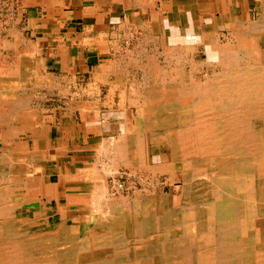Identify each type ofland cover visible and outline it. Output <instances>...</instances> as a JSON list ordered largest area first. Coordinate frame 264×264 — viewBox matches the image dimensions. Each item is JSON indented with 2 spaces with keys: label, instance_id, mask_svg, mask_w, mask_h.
Returning a JSON list of instances; mask_svg holds the SVG:
<instances>
[{
  "label": "bare ground",
  "instance_id": "6f19581e",
  "mask_svg": "<svg viewBox=\"0 0 264 264\" xmlns=\"http://www.w3.org/2000/svg\"><path fill=\"white\" fill-rule=\"evenodd\" d=\"M260 37L264 16L226 46L214 35L166 51L165 61L177 56L175 68H116L115 89L107 75L110 95L119 92L118 108L129 115L109 126L110 135L98 141L97 164L82 170L86 208L69 211L62 203L45 215L39 210L41 198L50 201L64 177L46 131L34 136L31 149L0 153V264H264ZM196 43L206 45L210 67L201 80V64L190 72L182 64ZM140 45L132 65L147 49ZM31 74H13L9 82L26 83ZM31 108L27 100L18 104L24 113ZM4 121L16 118L0 117ZM125 177L143 184L140 197L125 194ZM35 221L38 226L27 227ZM46 224L51 233L37 231Z\"/></svg>",
  "mask_w": 264,
  "mask_h": 264
},
{
  "label": "crops",
  "instance_id": "0c3cea01",
  "mask_svg": "<svg viewBox=\"0 0 264 264\" xmlns=\"http://www.w3.org/2000/svg\"><path fill=\"white\" fill-rule=\"evenodd\" d=\"M1 1L0 73L32 74L20 85L7 79L0 81V117L16 118L14 122L0 124V153H14L19 145L31 149L33 140L44 131L48 133V142L65 178L54 187L50 201L41 198L39 210L43 215L51 209L50 205L63 203L65 210L71 211L84 208L82 205L88 201V194L81 191L85 185L82 170L95 161L98 141L110 135L109 126H116L121 118L126 120L129 113L110 108L116 105L120 94L117 91L112 97L111 87L101 79V75H108L115 89L113 72L124 65L120 61L124 53L142 46L141 41L147 50L156 48L163 54L214 35L230 44L243 35L250 23L260 22L264 16V0ZM205 46L193 44L189 54L205 55ZM94 73L98 74L97 80ZM85 74L91 75L89 79H85ZM72 77L76 78L78 90L74 98L67 95ZM8 85L13 96L3 94ZM88 87L96 91L88 94ZM43 90L62 106L46 116L31 108L33 119L26 118L18 104L26 99L32 105L34 97ZM103 90H107L105 95ZM73 100L76 108L71 113L69 105Z\"/></svg>",
  "mask_w": 264,
  "mask_h": 264
},
{
  "label": "rangeland",
  "instance_id": "374dc122",
  "mask_svg": "<svg viewBox=\"0 0 264 264\" xmlns=\"http://www.w3.org/2000/svg\"><path fill=\"white\" fill-rule=\"evenodd\" d=\"M0 6H2V1L0 0ZM164 42V41H163ZM226 44H228V42H226ZM226 44H225V41H223V43H222V46H226ZM137 48V47H136ZM139 48V47H138ZM217 48V47H216ZM134 50H135V48H134ZM134 50H128L126 53H124L122 56L124 57H122L123 58V60H122V58H121V60L122 61H124V65H119V69L121 68V69H123V68H132V69H135L136 71H139V70H146V71H155L156 73H158V72H160V71H162V70H165V69H167V68H169V67H172V68H175L176 66H178V63H177V59L178 58H176V57H173V59H174V61H172V58H167V60L168 61H165L164 60V56H163V53H160L156 48L155 49H153V48H150L149 50H147V49H145L143 52H142V54H141V57L139 58V59H135V64H133L132 65V62L130 63L129 61L130 60H132V58H131V53H133V51ZM167 51H169V50H167ZM190 53V52H189ZM192 53V52H191ZM128 54V55H127ZM126 56V57H125ZM98 57L96 56V58H95V60L97 59ZM126 58H128V59H126ZM127 61H126V60ZM141 59V60H140ZM120 60V61H121ZM121 61V62H122ZM207 61V55L205 54H199V55H195V56H193V55H191V54H189V55H187L186 57H184V60H183V62H182V64H183V66H184V68H186L187 69V71L188 72H190L191 71V69H192V66L194 65V64H201L203 67H201V70H202V72L200 71V72H198V74H196V79L198 78L199 80H201L202 78H204V73H206V72H208V71H206V70H208L209 68H207L208 66H209V64L206 62ZM170 62H172V64H169ZM201 62V63H200ZM128 63V64H127ZM123 64V63H122ZM175 65V66H174ZM204 69V70H203ZM210 71H212V70H210ZM132 72V71H131ZM175 72V71H174ZM130 73V72H129ZM121 74V73H120ZM131 75V74H130ZM133 75V74H132ZM143 75V74H142ZM7 76H9V74H7ZM91 75L90 74H85V79L87 80V79H89V77H90ZM11 77L12 76H9L8 78H6V77H4V73H0V81L2 80V79H7L8 81L11 79ZM138 78H140V79H142L143 77H141V75L140 76H137ZM93 78L95 79L96 78V80L98 79V74L97 73H94V75H93ZM75 79V81H76V78H74ZM101 79H103V82H105V83H107L106 82V80L105 79H107V75L104 77L103 75H101ZM109 79V78H108ZM75 81H73L72 79H71V82H70V90H69V93L70 94H67V95H69L70 96V98H71V96H72V98L75 96L74 94H76V92H78V90L77 89H75ZM124 83H126V82H124ZM74 84V85H73ZM130 84H132V83H130ZM128 82H127V84H125L127 87H129V85H130ZM73 86V87H72ZM44 92H39V94H37V96L38 97H34V100H33V105H30L33 109H36L37 110V112L39 111V115L41 116V115H52V113L54 112V108H57L58 106H62V105H58V103L55 101H53L52 99H53V95L51 94L50 95V92H47L46 90H43ZM65 91V93H66V90H64ZM96 90L95 89H93V88H90V87H88L87 88V90L85 91V92H88V93H92V92H95ZM104 91V95H105V93H106V91L107 90H103ZM76 95H78V94H76ZM68 96V97H69ZM86 96H88V95H86ZM24 97H26V96H24ZM27 97H29V96H27ZM54 98H56V97H54ZM120 100H122V97H121V95H119L117 98H116V105H115V107H117L118 108V102L120 101ZM24 101H26V99H24ZM59 104H61V103H59ZM39 106V107H38ZM64 107H66V105H63V108ZM72 112H74L75 111V108H76V106L74 105H72ZM114 108V107H113ZM119 109H121V108H119ZM22 112V111H21ZM71 112V113H72ZM30 113V114H29ZM33 113V112H32ZM32 113L31 112H29V111H25V113L23 112V114L22 115H25V117L26 118H28V119H33V115H32ZM131 113L132 112H130V115H131ZM135 114V113H134ZM128 115H129V113H128ZM14 142V141H13ZM13 142H11V143H9V144H12ZM5 144H7V143H5ZM14 147H15V145H13ZM19 147H21V145H19ZM19 147H18V150H19ZM35 147H36V149H37V147H38V143L36 144V142H35ZM16 148H17V146H16ZM98 150H99V147H98ZM15 151H16V149H15ZM5 154V153H4ZM15 154V152L13 153V155ZM5 155H12V153L11 154H5ZM97 155H98V152H97ZM97 158L95 157V160H96ZM97 163L96 162H92V164L91 165H88L87 167H86V169L87 168H90L91 170L94 168V166L93 165H96ZM63 171V170H62ZM84 172L86 171V170H83ZM64 178L65 177H62L60 180L62 181V180H64ZM88 178H90V177H88ZM138 178H142V176H140L139 175V177ZM143 179V178H142ZM138 179H129V178H124V180H123V182L125 183V185L126 186H130L127 190H126V192H125V194L126 195H133V196H135V197H140L141 195L140 194H143V184L142 183H140V182H138L137 181ZM144 180V179H143ZM110 181V180H109ZM85 183V182H84ZM161 183L162 184H165V182L164 181H161ZM86 185V184H85ZM85 185H82V187H85ZM181 185H182V183L181 182H177V187L178 188H181ZM169 184L168 183H166L165 184V187H168L169 188ZM168 188H166V190L168 191ZM129 190H130V192H129ZM128 191V192H127ZM124 194V195H125ZM177 199H179V194L177 195ZM86 202H88V201H86ZM86 202L82 205L84 208H86ZM74 210H81V209H79V208H75ZM74 214H77L78 212H73ZM83 213H81V215H82ZM85 214V213H84ZM30 219L31 218H28V219H26V220H28V221H30ZM42 221H45L44 219L42 220ZM41 221V222H42ZM38 223L35 221V222H30L29 224H27V227H34L35 225L36 226H38L37 225ZM51 226L50 225H48V224H46V226H45V228H43V229H37V231H42V230H44V231H46L45 233L47 234V233H51V232H47V230L50 228ZM30 229H32V228H30Z\"/></svg>",
  "mask_w": 264,
  "mask_h": 264
}]
</instances>
